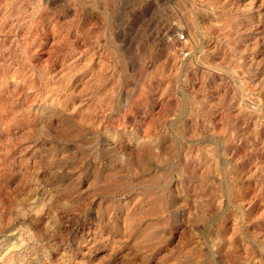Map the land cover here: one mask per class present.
Returning a JSON list of instances; mask_svg holds the SVG:
<instances>
[{
	"label": "rangeland",
	"instance_id": "374dc122",
	"mask_svg": "<svg viewBox=\"0 0 264 264\" xmlns=\"http://www.w3.org/2000/svg\"><path fill=\"white\" fill-rule=\"evenodd\" d=\"M0 264H264V0H0Z\"/></svg>",
	"mask_w": 264,
	"mask_h": 264
},
{
	"label": "built area",
	"instance_id": "2783aa9c",
	"mask_svg": "<svg viewBox=\"0 0 264 264\" xmlns=\"http://www.w3.org/2000/svg\"><path fill=\"white\" fill-rule=\"evenodd\" d=\"M178 39H179L180 41L185 40V39H186V33H185V32H181V33L179 34V36H178Z\"/></svg>",
	"mask_w": 264,
	"mask_h": 264
},
{
	"label": "bare ground",
	"instance_id": "6f19581e",
	"mask_svg": "<svg viewBox=\"0 0 264 264\" xmlns=\"http://www.w3.org/2000/svg\"><path fill=\"white\" fill-rule=\"evenodd\" d=\"M157 196H158V195H157ZM159 197H160V196H159ZM151 198H152V197H151ZM151 198H150V199H151ZM154 199H157V197H155ZM162 199H163V198H162ZM148 200H149V198H148ZM160 200H161V199H160ZM153 213H154V212H153ZM262 247H263V246H262Z\"/></svg>",
	"mask_w": 264,
	"mask_h": 264
}]
</instances>
